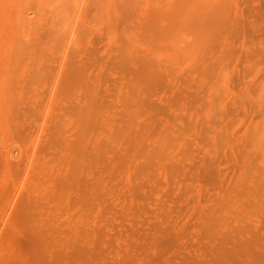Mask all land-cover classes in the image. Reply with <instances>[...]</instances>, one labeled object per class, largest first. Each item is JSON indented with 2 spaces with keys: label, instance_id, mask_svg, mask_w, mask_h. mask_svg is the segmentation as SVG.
<instances>
[{
  "label": "bare ground",
  "instance_id": "obj_1",
  "mask_svg": "<svg viewBox=\"0 0 264 264\" xmlns=\"http://www.w3.org/2000/svg\"><path fill=\"white\" fill-rule=\"evenodd\" d=\"M0 264H264V0H0Z\"/></svg>",
  "mask_w": 264,
  "mask_h": 264
},
{
  "label": "rangeland",
  "instance_id": "obj_2",
  "mask_svg": "<svg viewBox=\"0 0 264 264\" xmlns=\"http://www.w3.org/2000/svg\"><path fill=\"white\" fill-rule=\"evenodd\" d=\"M51 81L52 80H50L49 78H45L44 81H43L44 84L47 86L46 92L50 91V88L52 86ZM39 85H41V87H42L43 83H40Z\"/></svg>",
  "mask_w": 264,
  "mask_h": 264
}]
</instances>
